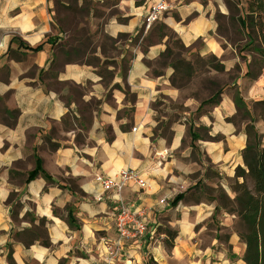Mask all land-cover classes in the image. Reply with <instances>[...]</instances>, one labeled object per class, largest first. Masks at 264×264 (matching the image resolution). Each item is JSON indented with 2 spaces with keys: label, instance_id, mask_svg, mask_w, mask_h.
Masks as SVG:
<instances>
[{
  "label": "crops",
  "instance_id": "crops-1",
  "mask_svg": "<svg viewBox=\"0 0 264 264\" xmlns=\"http://www.w3.org/2000/svg\"><path fill=\"white\" fill-rule=\"evenodd\" d=\"M154 1L119 0L104 13L89 11L84 31L94 39L77 58L67 54L76 47L65 44L67 32L57 19L56 5L67 7L66 0H0V264H103L101 240L115 235L116 207L93 179L124 169L137 170L146 183L144 190L129 186L122 193L131 211L145 216L146 231L126 243L116 264H144L163 221L175 225L179 215L181 241L192 226L189 212L207 209L184 202L173 208L175 196L208 173L215 187L223 186L242 167L239 158L232 166L233 156L244 149L246 138L231 124L214 128L204 121L196 128L202 125L209 138H188L184 122L191 112L171 108L179 96L171 86V68L151 72L169 46L167 30L186 48L201 40L203 54L221 58L223 44L210 35L207 18L184 23L203 11L190 0H166L167 11L145 31L143 17ZM101 35L108 44L100 42ZM75 43L79 47L80 41ZM38 46L37 52L26 49ZM221 65L224 71L234 67L228 61ZM230 85L260 100L264 70L251 81L236 78ZM230 90L220 94L221 118L235 110ZM37 160L50 182L42 175L26 182ZM69 212L77 229L69 227ZM42 220L44 236L33 244L16 237L37 234Z\"/></svg>",
  "mask_w": 264,
  "mask_h": 264
},
{
  "label": "rangeland",
  "instance_id": "rangeland-1",
  "mask_svg": "<svg viewBox=\"0 0 264 264\" xmlns=\"http://www.w3.org/2000/svg\"><path fill=\"white\" fill-rule=\"evenodd\" d=\"M190 1H195L202 7L199 9L203 11L202 13H191L184 23L197 18H207L213 27L210 35L223 44L224 54L221 58L210 53L203 54L205 50L201 40L196 41L194 46L186 48L173 30H167L164 34L168 38L167 51L169 55L152 63L151 72L162 73V70L171 63V86L179 90V96L174 104H171V108L182 113L191 112L190 116H186L184 122L188 138H197L198 135L209 138L203 132L205 128L202 125L196 128L201 121L214 128L231 124L236 133L239 132L246 138L244 130L252 119V125L261 135V145L263 146L264 121L258 117L261 108L255 106L254 103L262 101V98L264 100V94L260 100L246 98L243 95L246 88L241 91L240 86L232 87L230 85L236 78L247 77L251 81L264 70L262 68L264 61L255 51L256 48H262L257 34L248 27H242L250 0ZM118 2L119 0H111L109 3L99 4L91 0H66L67 7L57 4V19L67 32L65 44L78 48L76 40L81 41V46H83L87 44L84 40L89 38L87 45L90 48L94 37L89 34L88 36L84 31L89 26L87 16L89 11L96 10L104 13L102 9L111 8ZM111 13H115V10L110 11ZM175 18H178L177 15ZM106 19L107 17L104 21ZM160 27L163 28V26ZM99 39L100 42L109 43L104 35H101ZM80 50L82 54L87 52L84 48H80ZM224 61L234 63L231 71H224V67L221 65ZM227 88L233 90H230L233 93V103L235 98L240 97L243 105L239 110L235 107L232 116L223 114L224 117L221 118L217 105L208 103L213 95L218 92L222 94V91ZM219 100L220 96L216 102ZM202 103H204L203 106H201ZM184 105L189 106L184 108ZM224 150L226 149L224 148ZM240 156L241 151L234 154L232 166L238 158L242 163ZM210 176L208 173L209 178L205 176L207 179L199 180L194 187L187 189L185 199L181 201V204L184 202L190 206L202 204L203 210L207 209L204 212L201 209H192L189 212L188 218L192 226L182 234L181 241L179 227L182 222L179 215L175 213V225L169 226L166 221H163L156 230L151 249L144 256V264H243L241 258L244 248L237 238V235L243 232L242 225L235 216L227 212L228 210H215L219 203V191H222L231 201L234 199L235 178L230 181L224 180L223 186L215 187V182H212L213 177ZM238 182L241 183V180ZM247 185L252 188L250 182ZM232 207L234 208L233 205ZM167 233L176 234L173 248L168 247L165 243ZM40 236H44L43 229H41Z\"/></svg>",
  "mask_w": 264,
  "mask_h": 264
},
{
  "label": "trees",
  "instance_id": "trees-1",
  "mask_svg": "<svg viewBox=\"0 0 264 264\" xmlns=\"http://www.w3.org/2000/svg\"><path fill=\"white\" fill-rule=\"evenodd\" d=\"M142 1H136L135 5L140 6ZM247 14L242 21L243 28H250L257 34L262 48H256L255 51L264 61V0H250L247 4ZM89 38L84 40L87 44ZM83 46L80 41L78 48L70 49L68 53L74 54L77 58L83 54L80 48L86 50L89 49L88 45ZM33 52H37L41 49L38 46L34 49L26 48ZM169 52L166 50L160 55V58L168 57ZM171 68V63L168 65ZM167 66V67H168ZM264 69V65L262 67ZM159 74V73H155ZM221 92L213 95L208 104H215L217 98ZM234 104L237 110L243 105V101L240 97L234 99ZM202 103L201 106H203ZM255 106L260 107L259 118L264 121V100L254 103ZM246 115V114H245ZM250 124L245 127L244 133L246 135V143L244 149L241 151L242 167L235 168L234 178L235 185L233 187L234 199L231 201L222 191H219V203L215 207V210L223 209L235 216L242 225L243 232L237 235L239 242L244 246L243 255L241 261L244 264H264V146L261 145V135L255 130L252 119ZM192 137V135H191ZM192 140L194 138L192 137ZM44 176L47 182H50L43 172L41 171L40 162L37 160L36 169L34 172L28 175L26 182L30 181L36 176ZM241 180V183L238 181ZM252 184V188H249L247 183ZM61 188H64L61 186ZM186 192L178 194L171 201V207L175 208L181 201L185 199ZM234 206V208L231 206ZM69 227L77 229L74 225L70 212L67 216ZM45 221H40V229L37 234H31L30 236H24V234H17L16 237L22 240L26 246L33 244L36 238H39L41 229L44 227ZM176 237L174 233H167L166 245L173 248V241ZM41 244L45 247H49L50 244L43 240ZM11 253L8 254L10 259Z\"/></svg>",
  "mask_w": 264,
  "mask_h": 264
},
{
  "label": "built area",
  "instance_id": "built-area-1",
  "mask_svg": "<svg viewBox=\"0 0 264 264\" xmlns=\"http://www.w3.org/2000/svg\"><path fill=\"white\" fill-rule=\"evenodd\" d=\"M166 0H155L147 9L143 17V28L148 31L153 24L159 21L162 13L167 11ZM94 183L104 193L109 194L115 203L114 216L115 235L112 238L102 239L105 248L103 264H116L125 251L129 240L142 237L146 231L145 216L142 212L134 213L125 203L122 193L129 186L140 190L146 188V183L137 170L124 169L114 176H106L100 173L94 175ZM164 203V201H162Z\"/></svg>",
  "mask_w": 264,
  "mask_h": 264
},
{
  "label": "bare ground",
  "instance_id": "bare-ground-1",
  "mask_svg": "<svg viewBox=\"0 0 264 264\" xmlns=\"http://www.w3.org/2000/svg\"><path fill=\"white\" fill-rule=\"evenodd\" d=\"M208 46H209V49L211 50V52L216 53L218 51L217 47L213 43H209ZM185 226L189 227V224H186Z\"/></svg>",
  "mask_w": 264,
  "mask_h": 264
}]
</instances>
